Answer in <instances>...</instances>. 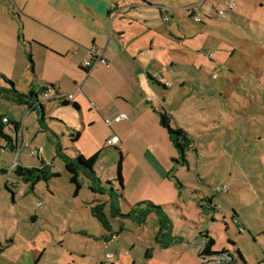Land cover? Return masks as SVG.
Masks as SVG:
<instances>
[{"label": "rangeland", "instance_id": "obj_1", "mask_svg": "<svg viewBox=\"0 0 264 264\" xmlns=\"http://www.w3.org/2000/svg\"><path fill=\"white\" fill-rule=\"evenodd\" d=\"M151 4L147 10L151 11L144 13L146 21L137 19L127 28L128 42L144 46L141 56L149 64L147 69L170 82L165 89L152 81L156 96L150 100L157 105V97L165 96V101L160 96L163 105L156 107L164 106L172 114L174 126L186 129L195 147L188 151L189 167L178 164L174 171L183 185L178 186L182 195L178 200L166 197L165 202H174L168 205L157 203L164 207V216L154 211L146 215L147 205L136 206L159 198L142 193V184L137 183L133 172L137 136L131 128L123 131L119 142L126 158L125 190L118 183L121 153L107 143L118 129L113 121L109 127L105 119L123 112L125 99H113L111 92L97 86L95 76L89 78L78 70L83 56L74 52L58 56L38 44L24 46V40L32 42L40 29L47 33L55 29L27 17L34 0H0V72L22 92L31 85L38 90L54 82L62 94H73L67 106L56 99L43 100L44 122L37 110L0 95V114L22 122L28 144L16 152L0 148V169L5 172H0V243L5 248L0 264H200L195 248L201 246L204 231H210L221 248L230 249V242H238L247 264L264 260V0H152ZM159 5L167 8L169 21L160 14ZM193 5L204 21H195L187 12L186 7ZM219 9H224V16ZM166 23L181 40L167 32ZM15 32L31 65L33 55L38 77L13 49ZM137 35L139 42L132 37ZM61 38L70 48L69 37ZM152 44L158 46L151 50ZM53 69H61L58 76L51 74ZM84 85L89 95L90 90L105 95L104 104H97L101 109L96 107L98 101L83 93ZM1 86L7 83L0 77ZM108 89L114 90L112 82ZM76 100L80 110L73 106ZM77 132L81 135L73 141ZM58 146L71 158L80 152L86 158L101 152L94 167L99 181L81 174L82 188L76 194ZM40 159L60 175L32 185L13 172L17 164L40 167ZM8 178L12 191L5 188ZM224 185L228 191L215 192ZM102 202H106L103 221L108 226L96 215ZM132 206L134 218L127 216ZM140 213L145 220L138 218ZM149 249L154 259L147 257ZM234 255L236 264H245L238 253Z\"/></svg>", "mask_w": 264, "mask_h": 264}, {"label": "crops", "instance_id": "obj_2", "mask_svg": "<svg viewBox=\"0 0 264 264\" xmlns=\"http://www.w3.org/2000/svg\"><path fill=\"white\" fill-rule=\"evenodd\" d=\"M109 1L111 0H34L33 10L26 14L27 17L37 18L41 23H43V25H48L56 31L50 29L51 33H47L44 29H40L39 36H32V39H34L32 42L24 40V43H27L24 46L31 45L33 47L34 44H38V46H42L46 50L53 52V54L58 56L64 54V52L67 55L68 53L74 52V56H83L84 62L82 60L80 61L78 70L83 73H88L89 78L95 76L99 82L97 86L102 89L103 92H106V94L107 92H111L113 99H125L126 105L122 107L123 112H116L114 117L111 118V116L110 119L114 120L115 117L119 116L121 113L127 114L128 117L120 122L113 123L116 124L118 132L114 130L111 136H116L118 138L116 146L119 147L123 131L127 128L135 130L138 152L133 172L134 174L137 173V183L138 185L142 184V193H151L158 196L159 200L151 198V201L158 204L168 205L174 202H165L164 199L166 197H169L171 200H173V198L178 200L182 193L175 180L168 174L173 165L172 159L176 157L177 151L170 141L168 132L166 133L165 129L160 125L158 114L154 109H159V107L157 108L156 106L163 105L161 97H163L162 99L165 101V96H158V103L157 105L154 104V98L152 96L155 97L156 95L153 94L152 81L155 82L153 78H157V76L152 74V72L147 69L149 64L145 62L144 58L141 56L145 54V47L142 45H135L136 41L133 44L128 42L127 37V28L133 26V21H136L137 19H144V21H146L147 17L144 13L148 10V8L153 6V4H151L152 0ZM159 6L163 7V9H159L160 14L166 22L169 21L170 19L166 20V17H168L167 8L163 5ZM186 10L190 16L193 17L191 11H189L187 7ZM150 11L151 10L147 12ZM166 27L167 32H169L171 36L175 35L178 40H181V36L174 34L175 32L170 25L167 24ZM14 35L11 36L13 49L15 52L17 51L22 54V58H24L23 66L28 70L33 64H29L28 59H26L27 56L25 54V47L19 42L20 36H18V32H15ZM60 36L69 37V40H71L69 43L70 48L65 45ZM162 36L165 35L162 34ZM132 37L137 38V42L140 41V36L137 35ZM35 39L50 45L51 49L50 47L37 43ZM167 39L169 40L168 37ZM14 42L16 44H14ZM155 46H158V44H152L150 46L151 50H154L153 47ZM53 49L56 52L53 51ZM92 50L98 52V54H102L103 57L108 60L109 66H106L103 63H97L90 69L86 67L85 61L91 58ZM40 52L43 51L40 50ZM31 58L33 59V55L30 57V62ZM47 58V61L57 64V62L51 57ZM16 64L17 62L14 63V65ZM173 64L174 62L171 63V65ZM87 69L89 72L86 71ZM59 71H61V69H53L51 74L58 76ZM32 75L34 77H38L35 72V63ZM74 82L77 83L76 81ZM110 82L113 83L114 89L111 91L108 89ZM159 82L160 85H165V89L169 88V84L167 83L170 82L164 81V79ZM52 83L54 84V82ZM56 88H58L59 92H61V86H56ZM81 89L85 95L90 96L91 98L93 97V99L98 101L96 105L104 104V94H91L90 90L89 95V93L87 94L85 90V85L81 86ZM150 97L153 99L150 100ZM76 102L80 105L77 100ZM92 103L95 105L94 101H92ZM98 105L96 107L101 109V106L99 107ZM148 105H150V107H148ZM161 107L164 106H160V108ZM149 114H151V117H149ZM8 116L12 118L10 115ZM12 119L18 120L16 118ZM113 124L109 127H113ZM24 134L25 129L22 124V130L19 136L23 139V141H25ZM161 139L163 142H167L166 146H163ZM119 149L121 150V147H119ZM124 159L126 158L124 157ZM155 165H158L159 168ZM9 183L10 178H8L5 188L7 185L12 189V186H10ZM235 221H237V226H240L239 220L236 219ZM230 243V250L233 253L240 251L243 257V262L247 264L244 254L237 244L238 242ZM214 249L218 250L221 249V247L218 248L216 245ZM201 250V246L196 244L195 252L198 256L197 263L199 261L200 264H208L202 258ZM187 251L186 253H188ZM147 257L149 259H154L156 255L153 250H150L147 252ZM263 261L264 260L260 262Z\"/></svg>", "mask_w": 264, "mask_h": 264}, {"label": "trees", "instance_id": "obj_3", "mask_svg": "<svg viewBox=\"0 0 264 264\" xmlns=\"http://www.w3.org/2000/svg\"><path fill=\"white\" fill-rule=\"evenodd\" d=\"M194 11H191V14H193ZM170 19V18H169ZM168 19V20H169ZM204 21L203 17L200 22ZM31 57V56H30ZM32 66L30 67L33 71L34 67V61L31 58ZM90 69V68H89ZM89 72V70H86ZM0 77L4 78V80L7 83V86H1L0 87V95L5 96L9 100L14 101L15 103H18L20 105H26L30 111H38L40 121H44L45 119V112L46 108L41 100L43 97V94L47 91H50L52 95L58 96L63 95L61 92H59V89L56 88V86L53 83H46L42 85L38 90H36L33 86L27 91L22 92L16 88V84L9 79L6 74L0 72ZM155 82L160 84V80L158 78H153ZM165 86L164 84H161ZM59 100V103H61L63 106L69 105L71 102L68 101V99H61V98H51ZM48 99V100H51ZM73 106L80 110V105L73 101ZM156 113L159 117V123L160 125L167 130L170 141L172 142L173 146L175 147L177 151V156L172 159L173 165L169 170V176L175 180L176 184L178 186H183L179 180V178L174 174V171L178 164H181L183 166L189 167V161L187 158L188 151L190 149H194V139L192 135L183 127L177 125L174 126L173 124V117L171 113H169L165 108H154ZM22 130V124L20 121L10 118L6 114H0V148L2 149H10L14 152L18 151L20 148V145H24V141L22 138H20L19 134ZM80 132H77L75 137L72 139L73 141H77L80 137ZM116 148L117 146H111ZM119 152L121 153L120 160L118 163V183L120 184L122 190H124V177H123V162H124V155L122 151L118 148ZM33 151V150H32ZM58 152L62 155L61 158L63 159L65 163V167L67 171L70 174V181L75 184L76 189L75 193L78 194L80 189L82 188V182H80L81 174L84 176L93 179V181L96 183V181H99L98 176L95 171V165L98 161V158L101 154V152H98L94 154L93 156L86 158L82 153H79L76 158H71L65 154L63 149L61 147H58ZM34 156H38L37 154H33ZM41 160V166L40 167H32L28 168L23 165L17 164L16 167L13 169V172H15L20 178H22L26 182L32 183L34 185L37 181L45 180L48 181L50 178L59 176L60 173L57 171H53L51 166L47 164L43 159ZM0 172L5 173L3 170L0 169ZM7 189H11V187L6 185ZM93 192H97V188L91 187ZM12 191V189H11ZM119 196H122V193H119L120 191H116ZM103 194V193H101ZM210 204L214 210H218V207L213 204V200L209 199ZM105 204L106 202H102L99 204L95 210L96 215L100 217L101 221L104 225H107V222L103 219H106L105 217ZM140 205H147L149 209L143 210L146 215L148 212L154 211L159 212V214H162L164 216L163 212V206L157 205L151 200H145L140 201L136 206ZM203 208L204 206L201 205ZM134 211L135 207L132 206V210L130 213L127 214V216H130L134 218ZM117 212V211H116ZM142 212V211H141ZM102 217V218H101ZM138 218L143 221L146 219L145 214H141L138 216ZM235 223H237L235 221ZM108 226V225H107ZM217 240L212 236L210 231H204L201 232V256L208 264H234L236 263V257H234L235 253H233L230 249L221 248L218 250H215L214 248L218 247ZM219 248V247H218ZM4 246L0 243V255L4 251ZM150 251V249L148 250ZM147 251V252H148ZM243 260L242 254L240 251H237Z\"/></svg>", "mask_w": 264, "mask_h": 264}, {"label": "built area", "instance_id": "obj_4", "mask_svg": "<svg viewBox=\"0 0 264 264\" xmlns=\"http://www.w3.org/2000/svg\"><path fill=\"white\" fill-rule=\"evenodd\" d=\"M187 9L189 11H194L193 12V18L195 21H198L200 22L202 20V15L201 13L197 10V5H193V6H190V7H187ZM219 13L221 15H225V12H224V9H219ZM169 17H166V20H168ZM92 52V56L91 58L87 59L85 61V65L86 67L88 68H92L94 67L97 63H103L105 64L106 66H109V62L108 60H106L102 54H98V52L96 51H91ZM51 92L50 91H47L43 94V97H42V101L43 100H48V99H51V98H61V99H68V98H73V94L70 93V94H63V95H58V96H55V95H52L50 94ZM127 114L125 113H121L119 116L115 117L114 120H111V119H105V122L111 126L112 125V121L113 123L114 122H120L122 121L123 119L127 118ZM117 142H118V138L116 136H111L110 138L107 139V143L110 144V146H116L117 145ZM28 147V144L26 143L25 145L21 146L20 145V148L18 149L19 150H22L23 148H26ZM32 154H37V151L36 150H33L31 151ZM228 191V187L227 185H224L223 187H218L215 192L216 193H220V192H226ZM237 222V221H236ZM240 230H243V228H241ZM259 264H264V261L263 262H260Z\"/></svg>", "mask_w": 264, "mask_h": 264}]
</instances>
